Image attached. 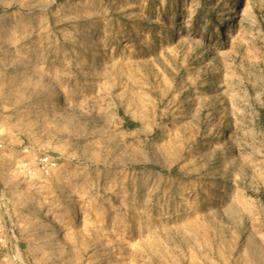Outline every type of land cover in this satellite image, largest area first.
<instances>
[{
    "label": "rangeland",
    "instance_id": "obj_1",
    "mask_svg": "<svg viewBox=\"0 0 264 264\" xmlns=\"http://www.w3.org/2000/svg\"><path fill=\"white\" fill-rule=\"evenodd\" d=\"M0 139V264H264V0H0Z\"/></svg>",
    "mask_w": 264,
    "mask_h": 264
},
{
    "label": "built area",
    "instance_id": "obj_2",
    "mask_svg": "<svg viewBox=\"0 0 264 264\" xmlns=\"http://www.w3.org/2000/svg\"><path fill=\"white\" fill-rule=\"evenodd\" d=\"M5 150H6V143L0 139V168H1V161H2L1 157ZM57 168H58L57 160L49 154H44L37 159L36 171L41 176L49 177L54 172V170H56ZM1 226L2 225L0 221V228Z\"/></svg>",
    "mask_w": 264,
    "mask_h": 264
},
{
    "label": "bare ground",
    "instance_id": "obj_3",
    "mask_svg": "<svg viewBox=\"0 0 264 264\" xmlns=\"http://www.w3.org/2000/svg\"><path fill=\"white\" fill-rule=\"evenodd\" d=\"M217 71V69H216ZM219 74V73H218ZM219 79V78H218ZM228 136V135H227ZM234 141V135L232 133L229 134V137L226 138L225 145L226 147L233 146ZM231 148V147H230ZM41 211V210H40ZM43 212V211H42ZM45 213V212H44ZM48 216V214L46 215ZM57 224V223H56ZM58 225V224H57Z\"/></svg>",
    "mask_w": 264,
    "mask_h": 264
}]
</instances>
